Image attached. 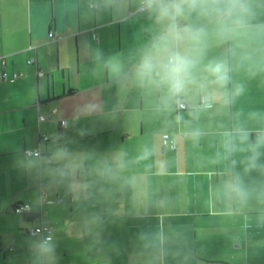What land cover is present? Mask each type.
I'll list each match as a JSON object with an SVG mask.
<instances>
[{"label":"crops","instance_id":"crops-1","mask_svg":"<svg viewBox=\"0 0 264 264\" xmlns=\"http://www.w3.org/2000/svg\"><path fill=\"white\" fill-rule=\"evenodd\" d=\"M140 2L0 0L6 264H264V146L246 172L251 152L225 158L222 136L234 123L244 124L250 143L264 132V67L232 73L245 91L230 109L199 119L187 108L159 111L160 93L135 76L160 28ZM252 4L264 23V0ZM226 48L213 44L208 57ZM111 56L123 66L118 75L105 64ZM196 129L202 135L193 139ZM163 133L174 148L162 144ZM235 174L250 191L246 201L224 190ZM20 203L29 211H14ZM41 223L51 227V254L27 233Z\"/></svg>","mask_w":264,"mask_h":264},{"label":"clouds","instance_id":"clouds-1","mask_svg":"<svg viewBox=\"0 0 264 264\" xmlns=\"http://www.w3.org/2000/svg\"><path fill=\"white\" fill-rule=\"evenodd\" d=\"M154 13L159 31L140 54L135 76L141 87L160 93L161 112L187 108L192 119L212 109H230L243 95L245 87L233 80L232 73L242 67H264V23L255 22L252 0H142ZM195 16L193 20L192 17ZM227 45L222 56L208 57L213 45ZM109 71L118 75V57L105 61ZM242 112L235 113L238 119ZM256 119L258 113L249 114ZM177 116V120H181ZM198 139L200 129L188 133ZM225 158L236 151H250L245 171L258 167V149L264 146V132L249 142L250 133L243 123H234L222 133ZM247 145V148L238 147ZM150 153L145 151L142 158ZM116 164L122 167L119 157ZM225 192L246 201L250 191L239 174L224 184ZM44 254L54 252L51 237L39 245Z\"/></svg>","mask_w":264,"mask_h":264},{"label":"built area","instance_id":"built-area-1","mask_svg":"<svg viewBox=\"0 0 264 264\" xmlns=\"http://www.w3.org/2000/svg\"><path fill=\"white\" fill-rule=\"evenodd\" d=\"M139 8L140 9H145L146 6L145 4L142 2H140V5H139ZM49 35H53L52 32H49ZM29 61H31V59H29ZM37 73L38 74H41V70L37 69ZM6 73L3 72V75H5ZM17 76V73H14L13 74V77ZM40 118H43L42 115L39 116ZM255 134L256 135H259L260 132L258 130H255ZM44 139L46 138V136L43 137ZM162 144L164 146H169L171 148H174L175 147V140L173 139V137H171L168 133H163L162 134ZM32 153L35 155V156H40L41 155V151L39 148H36L32 151ZM13 209L14 211L16 212H27L29 211V205L27 203H20V204H15L13 206ZM29 233L30 234H37V235H40L41 236V239L42 241L46 238V237H51V227L47 224H44V223H41L39 225H36V226H33V227H30L29 229Z\"/></svg>","mask_w":264,"mask_h":264},{"label":"rangeland","instance_id":"rangeland-1","mask_svg":"<svg viewBox=\"0 0 264 264\" xmlns=\"http://www.w3.org/2000/svg\"><path fill=\"white\" fill-rule=\"evenodd\" d=\"M13 254V253H12ZM2 257V255L0 256V264H6V262H5V258H1ZM6 257V256H5Z\"/></svg>","mask_w":264,"mask_h":264},{"label":"water","instance_id":"water-1","mask_svg":"<svg viewBox=\"0 0 264 264\" xmlns=\"http://www.w3.org/2000/svg\"><path fill=\"white\" fill-rule=\"evenodd\" d=\"M28 229H29V228H28ZM28 229H27V233L30 234ZM30 235H34V236H36L37 234H30Z\"/></svg>","mask_w":264,"mask_h":264},{"label":"trees","instance_id":"trees-1","mask_svg":"<svg viewBox=\"0 0 264 264\" xmlns=\"http://www.w3.org/2000/svg\"><path fill=\"white\" fill-rule=\"evenodd\" d=\"M146 8H147V7H146ZM146 8H145V9H146ZM181 109H186V108H181Z\"/></svg>","mask_w":264,"mask_h":264}]
</instances>
